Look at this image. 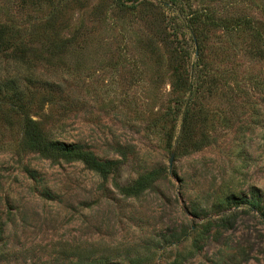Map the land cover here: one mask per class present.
<instances>
[{
	"label": "rangeland",
	"instance_id": "obj_1",
	"mask_svg": "<svg viewBox=\"0 0 264 264\" xmlns=\"http://www.w3.org/2000/svg\"><path fill=\"white\" fill-rule=\"evenodd\" d=\"M204 9L264 24V0H0V24L19 30L30 60H1L0 74L31 73L32 117L55 141L122 161L103 178L43 159L0 101L9 264H76L92 250L104 255L94 264H264V213L217 206L230 193L264 206V56L246 31L197 33L186 19ZM198 57L206 83L187 94ZM155 168L160 179L138 196L114 187Z\"/></svg>",
	"mask_w": 264,
	"mask_h": 264
},
{
	"label": "trees",
	"instance_id": "obj_2",
	"mask_svg": "<svg viewBox=\"0 0 264 264\" xmlns=\"http://www.w3.org/2000/svg\"><path fill=\"white\" fill-rule=\"evenodd\" d=\"M202 12L203 13L201 14L194 11L190 12L186 19L188 24L193 27L197 33H199L198 30L202 28H215L217 26H222L226 35L231 38L236 33L246 31L251 37V49L256 52V55L264 56V24L262 22L254 21V19L252 20L251 18L245 20L241 16L224 17L217 15L215 11L208 9H204ZM242 19L245 21H241ZM21 38L22 36L19 34V30L6 23L0 24V64H2L1 60L7 62L11 61L16 67L29 64V50H27L20 41ZM197 61L198 64L195 65V67L197 66V70H194V75L192 74L194 79L193 84L189 82L188 79V84L185 89L187 94L192 86L196 91L198 87L200 88L206 83V77L201 68L202 66H200L199 57ZM0 70H3L1 65ZM30 77L31 73L29 71L17 75H8L7 73L3 76L0 74V101L8 103L10 108L22 118V146L28 151L36 153L39 157L52 162H81L84 167L103 178H106L109 175L116 176L122 163L121 160L100 159L91 150L81 144H67L49 138L47 132L42 128L41 123L34 119L30 114L29 100L31 96H28L29 87L27 86L28 81L29 83L32 81V78ZM194 97L195 96L191 97L189 95L190 99H193ZM119 155L123 158L125 153L120 150ZM23 170L32 181L40 183L35 171L26 167ZM161 175L162 170L155 168L141 174L129 184L121 185L120 183L115 182L114 187L125 197H135L152 186L153 183L160 179ZM41 195L48 197L49 192L43 188ZM233 204L236 206L245 204L251 209L252 207L255 208L254 213L260 211L264 213V206H261L260 198H258L255 193H253L248 199L236 198L233 193H230L224 198H220L217 206H231ZM14 221V216H9V220L6 221L1 220L0 218V238L4 236L7 227L14 224ZM208 229H210V227H206L204 231H208ZM203 235V232L200 231L198 238H195V242H200ZM11 247V244L8 242L4 244L3 249H0V264L10 263V258L13 254ZM103 257V253L94 250L90 252L89 256L81 254L80 251L75 254L76 264H79L88 258H90L89 264H94V262L96 263V261H99V259H102ZM105 258L107 259V257Z\"/></svg>",
	"mask_w": 264,
	"mask_h": 264
}]
</instances>
